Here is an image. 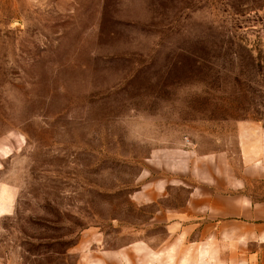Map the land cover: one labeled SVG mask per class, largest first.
Returning <instances> with one entry per match:
<instances>
[{"label": "rangeland", "instance_id": "374dc122", "mask_svg": "<svg viewBox=\"0 0 264 264\" xmlns=\"http://www.w3.org/2000/svg\"><path fill=\"white\" fill-rule=\"evenodd\" d=\"M253 144L264 0H0V264H148L139 193Z\"/></svg>", "mask_w": 264, "mask_h": 264}, {"label": "crops", "instance_id": "0c3cea01", "mask_svg": "<svg viewBox=\"0 0 264 264\" xmlns=\"http://www.w3.org/2000/svg\"><path fill=\"white\" fill-rule=\"evenodd\" d=\"M251 146H244L249 162L239 174L220 154L193 167L174 202L166 183L139 193V204L166 202L149 218L150 226H163L165 241L162 250L146 249L148 264H264V193L257 198L248 191L249 182L264 180V148ZM130 246L120 264L125 250L142 252L145 245Z\"/></svg>", "mask_w": 264, "mask_h": 264}]
</instances>
